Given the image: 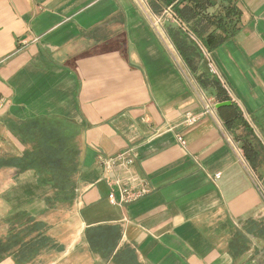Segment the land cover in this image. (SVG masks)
Masks as SVG:
<instances>
[{"label": "crops", "instance_id": "obj_1", "mask_svg": "<svg viewBox=\"0 0 264 264\" xmlns=\"http://www.w3.org/2000/svg\"><path fill=\"white\" fill-rule=\"evenodd\" d=\"M182 1L0 0V264H264V0L209 8L237 6L198 67L222 90L168 32L195 38ZM39 147L71 161L67 199ZM130 178L149 191L113 205Z\"/></svg>", "mask_w": 264, "mask_h": 264}, {"label": "trees", "instance_id": "obj_2", "mask_svg": "<svg viewBox=\"0 0 264 264\" xmlns=\"http://www.w3.org/2000/svg\"><path fill=\"white\" fill-rule=\"evenodd\" d=\"M182 2H184L182 7L174 9V13L187 30L194 33L195 38H192L185 30L183 31L180 28H169L168 32L182 60L197 76L199 83L203 86L206 85V82L211 83L222 90V82L218 75H215L214 72H210L208 75L205 72L198 74V67L202 62L204 48L211 52L238 31L239 21L233 16L237 14V6L229 3V5L221 6L216 12L210 14L209 8L213 4L215 5L213 0H183ZM152 5L154 11L161 14L165 2L164 0H153ZM61 151L60 147L51 148V153L56 158L53 157L50 160L43 157V154L49 152L48 149L39 147L35 156H37V159H41L38 169L50 171L48 177L41 179V181L58 188L59 192L56 197L67 199L74 187L73 177L70 172H67L71 169L72 164H70L71 161H61V159H67L64 158L65 156L61 154Z\"/></svg>", "mask_w": 264, "mask_h": 264}, {"label": "built area", "instance_id": "obj_3", "mask_svg": "<svg viewBox=\"0 0 264 264\" xmlns=\"http://www.w3.org/2000/svg\"><path fill=\"white\" fill-rule=\"evenodd\" d=\"M206 106H207V110L212 109V105L209 102L206 104ZM197 119L198 118L196 117V115H193L192 113L189 112L187 113L185 121L187 124L191 125V124L196 123ZM178 139L182 144H185V139L183 138V136L178 135ZM134 161H135L134 155L132 154L128 155V153H120L110 158L109 160H107L106 165L108 168H113L114 165H117V164H120L123 166H129L133 164ZM219 175L220 173L217 175V178L219 177ZM117 183H119L118 190L112 191L108 196V198H110V201L113 205L130 204V202H134V201L141 199L149 191L146 186L138 187L136 185L135 180L132 178H130L128 181H122L118 179Z\"/></svg>", "mask_w": 264, "mask_h": 264}]
</instances>
